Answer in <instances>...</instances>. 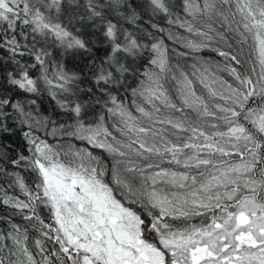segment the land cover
Wrapping results in <instances>:
<instances>
[{
  "label": "snow or ice",
  "instance_id": "6c2138e0",
  "mask_svg": "<svg viewBox=\"0 0 264 264\" xmlns=\"http://www.w3.org/2000/svg\"><path fill=\"white\" fill-rule=\"evenodd\" d=\"M146 4L0 0V264H264V0Z\"/></svg>",
  "mask_w": 264,
  "mask_h": 264
},
{
  "label": "trees",
  "instance_id": "16d2710c",
  "mask_svg": "<svg viewBox=\"0 0 264 264\" xmlns=\"http://www.w3.org/2000/svg\"><path fill=\"white\" fill-rule=\"evenodd\" d=\"M137 3L143 5L142 9H138V11H143L144 13V17H143L144 23L141 24L142 28L146 27L148 23H152V22L157 23V24H162V25L164 24V21L162 20L160 16H152L150 9L147 7L146 0H137ZM149 16H152L151 21H149ZM51 51L53 53V56H52L53 61H56V60L61 61L62 63L66 65L68 69H74L77 66L78 60H73L71 56L61 57L59 55V52L61 50L53 48L51 49ZM24 59L31 62V58L29 57H24ZM37 104L41 112H43L45 115H49V114H52V110H53L55 102L51 101L47 94H44L43 96L37 99ZM49 139L51 141V138ZM17 222H19L18 219H17ZM6 227L7 225L0 223V229L6 228ZM30 235L34 237L36 233H31ZM29 245L31 246V239L29 240Z\"/></svg>",
  "mask_w": 264,
  "mask_h": 264
}]
</instances>
